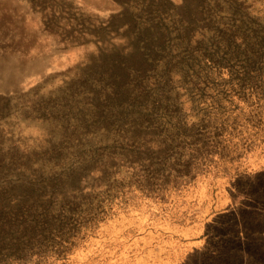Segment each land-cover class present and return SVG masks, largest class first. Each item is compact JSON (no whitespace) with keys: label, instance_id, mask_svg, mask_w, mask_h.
<instances>
[{"label":"rangeland","instance_id":"obj_1","mask_svg":"<svg viewBox=\"0 0 264 264\" xmlns=\"http://www.w3.org/2000/svg\"><path fill=\"white\" fill-rule=\"evenodd\" d=\"M213 2L0 0V233L66 239L30 264H264V73L176 66L140 96L113 68L170 18L192 49L230 3L264 23V0Z\"/></svg>","mask_w":264,"mask_h":264},{"label":"trees","instance_id":"obj_2","mask_svg":"<svg viewBox=\"0 0 264 264\" xmlns=\"http://www.w3.org/2000/svg\"><path fill=\"white\" fill-rule=\"evenodd\" d=\"M229 7L232 11L222 19L224 26L216 23L215 28L212 29L210 34L203 35V39L199 42V45L195 48L191 46L182 45L183 30L177 28L178 25L176 18H170V24H163L164 37H171L172 40L179 41L177 49L179 55L176 62H172L170 59L165 61V65L172 72L177 66V73L184 78L186 82L189 77L192 76L195 80L201 78V75L213 70L215 68H226L232 71H236V65H239L241 73L247 75L250 73H264V23L260 17L245 13L241 7L230 3ZM136 15L144 17L142 12ZM152 22V15L146 17L144 22ZM180 20V19H179ZM162 18L158 23L163 22ZM181 21V20H180ZM166 23V21H164ZM205 42H204V41ZM156 49V46H155ZM197 52V53H196ZM145 58V56H144ZM128 62V61H127ZM146 64V62H144ZM147 65V64H146ZM145 65V66H146ZM175 65V66H173ZM113 68L123 69L128 72V75H138L145 69V67H135L130 63H124L121 59L114 62ZM113 78L118 83H113V89L115 92L120 90L119 83L122 81L118 76V73L114 72ZM126 78V77H125ZM120 81V82H119ZM167 84V83H166ZM157 83L152 84V88L156 89ZM197 87V85H195ZM136 88L142 95L147 93L146 90ZM164 103H161L163 105ZM166 109L171 105L166 103ZM154 106V105H153ZM66 239L56 240L53 238L45 239H31L26 236L8 235L0 233V264H30L40 263L45 260V253L49 248L62 249L65 246Z\"/></svg>","mask_w":264,"mask_h":264},{"label":"water","instance_id":"obj_3","mask_svg":"<svg viewBox=\"0 0 264 264\" xmlns=\"http://www.w3.org/2000/svg\"><path fill=\"white\" fill-rule=\"evenodd\" d=\"M210 7V17L216 18L217 19V13L219 11L218 7L215 8L214 5H219L217 3V0H214ZM135 19L137 21L142 22V17L140 16H135ZM170 40V37H164L162 43L158 45L151 46L150 48L145 47L142 48L141 50L145 54V60H146V67L145 69L141 72V74L138 75H130L129 77V84H133L135 87H138L140 89H144L147 92H151L154 89L152 88L153 83H160L161 81L164 82V84H171L173 86L172 82V75L170 74L171 72L169 71V68L161 65V62L167 61L171 57L167 54V48H168V42ZM156 46V49H155ZM165 65V64H164ZM153 81V83H151Z\"/></svg>","mask_w":264,"mask_h":264}]
</instances>
